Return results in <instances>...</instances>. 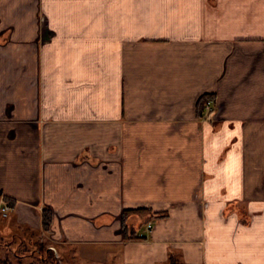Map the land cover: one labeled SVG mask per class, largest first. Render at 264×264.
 Wrapping results in <instances>:
<instances>
[{
  "label": "crops",
  "instance_id": "0c3cea01",
  "mask_svg": "<svg viewBox=\"0 0 264 264\" xmlns=\"http://www.w3.org/2000/svg\"><path fill=\"white\" fill-rule=\"evenodd\" d=\"M0 193L62 264H264V0H0Z\"/></svg>",
  "mask_w": 264,
  "mask_h": 264
},
{
  "label": "trees",
  "instance_id": "16d2710c",
  "mask_svg": "<svg viewBox=\"0 0 264 264\" xmlns=\"http://www.w3.org/2000/svg\"><path fill=\"white\" fill-rule=\"evenodd\" d=\"M213 97L212 94L205 93L200 97V112L204 110L207 100ZM214 98V97H213ZM1 194V193H0ZM6 201L12 206L14 200L6 197ZM146 211H150L148 206H137L128 207L122 210V229L124 239H134V238H145L146 234L142 233L140 230L141 226L146 225V223L158 214L165 215L166 211L159 212L154 211L149 217L143 219L139 225L134 226L130 223L129 217L131 215H140ZM10 216V215H8ZM7 216V217H8ZM7 218L1 216L0 218ZM11 220L2 223L0 221V247L5 249H11L14 252L15 264H62L61 257L56 253V251L50 246L48 241L42 239L39 233L31 228L30 226H23L17 224L14 216L11 215ZM42 226L44 230H50L52 222L54 219V211L50 206H43L41 211ZM5 264H13L14 260L7 257L3 260ZM157 264H192L185 261L179 250L171 248L169 252V257L165 262H159Z\"/></svg>",
  "mask_w": 264,
  "mask_h": 264
},
{
  "label": "rangeland",
  "instance_id": "374dc122",
  "mask_svg": "<svg viewBox=\"0 0 264 264\" xmlns=\"http://www.w3.org/2000/svg\"><path fill=\"white\" fill-rule=\"evenodd\" d=\"M11 215L10 216H8L7 218H0V221L2 222V223H4V222H7V220L8 221H10L11 220ZM114 252H117V253H120L121 252V250H118L117 249V247L115 248V245H114V249H113V252H110V255L112 254V253H114ZM7 257H9V258H11V259H13L14 260V263L13 264H15V256H14V252H13V250H11V249H5V248H2V247H0V264H5L4 262H3V260L5 259V258H7ZM75 261V260H74ZM73 261V262H74ZM76 262L78 263V264H123V257L121 256V255H119V254H117L115 257H113V258H111V259H109V260H107V261H98V260H87V262H86V260H76ZM64 263V262H63ZM66 264H71V261H69L68 263H66Z\"/></svg>",
  "mask_w": 264,
  "mask_h": 264
},
{
  "label": "built area",
  "instance_id": "2783aa9c",
  "mask_svg": "<svg viewBox=\"0 0 264 264\" xmlns=\"http://www.w3.org/2000/svg\"><path fill=\"white\" fill-rule=\"evenodd\" d=\"M205 108H206V112H208V113L214 111L215 105H214V98L213 97H210L207 100ZM0 200H1L0 201V217L1 216L7 217L10 213L12 206L6 201V199L3 196L0 197ZM146 227H147V230H150L153 227V221L149 220L146 223Z\"/></svg>",
  "mask_w": 264,
  "mask_h": 264
},
{
  "label": "flooded vegetation",
  "instance_id": "af4514ba",
  "mask_svg": "<svg viewBox=\"0 0 264 264\" xmlns=\"http://www.w3.org/2000/svg\"><path fill=\"white\" fill-rule=\"evenodd\" d=\"M212 112H210L209 114H211Z\"/></svg>",
  "mask_w": 264,
  "mask_h": 264
}]
</instances>
